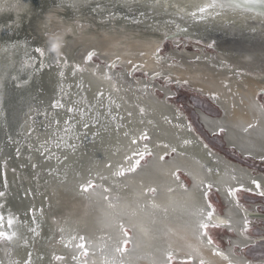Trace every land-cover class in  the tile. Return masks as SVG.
I'll return each instance as SVG.
<instances>
[{"label": "rangeland", "instance_id": "1", "mask_svg": "<svg viewBox=\"0 0 264 264\" xmlns=\"http://www.w3.org/2000/svg\"><path fill=\"white\" fill-rule=\"evenodd\" d=\"M152 2L157 3L155 0H32V2L31 0H0V33H2L0 79L4 78L1 86L7 83V104L13 93L10 82H13L18 88L21 87V83L34 76L36 88L29 106L28 102L24 105L25 108L15 106L13 115L6 117L0 129V192H4L5 196L11 195L12 190L16 187L20 188L23 183H28L30 178L24 171L25 168L30 167L35 171L33 181L37 182V190H40L37 192L44 193V200L35 199L36 203L38 200L43 201L46 220L50 223L54 215L53 212L57 210L56 192L58 188L71 187V191L78 195L81 194L79 191H81L82 181L88 178H91L95 185L109 188L110 191L104 195L108 199L97 194L102 193V187H98L96 193L91 191L86 193L89 198V213L92 216H99L96 222L98 231L93 233V240L97 244L95 245V242L90 244L89 237L81 234L75 237L73 247L78 251L76 261L79 263L77 264H89V255L94 256L91 259L92 264H98L96 255L105 262V256L109 251L107 248L114 247L117 241L112 234L120 231L118 224H121V219H117V213L120 211L118 206L120 197L124 200V204H122L124 218L129 222L149 217L157 218L159 215L179 208V198L171 194L173 187H176V190H187L192 186L193 182L188 172L194 169L191 163L177 162L176 165H170L171 171L148 173L144 168L149 165L153 155L146 156L145 161H142V167L135 173H127L124 177L114 176L113 172L119 166L125 168L129 166L126 157L131 156L134 151H143L145 143L148 144L152 153L162 150H164L163 154L168 152L165 160L161 161L166 167V164L176 156V153L186 154L185 151L178 149L175 153L171 152L173 147H182L183 133H194L198 138L194 136L198 143L207 145L208 150L203 147L210 156L214 159H219L217 156L223 157L226 162L230 163V165L223 163L220 166H224H221L222 172L231 188H239L242 184L245 189H252V191L245 190L237 193L239 208L249 210L251 207L257 206V212L264 213V197L259 195L255 185H249L250 182H247L240 171L250 170L254 175L264 176V163L243 156L233 146H228L225 143L224 131L210 135L199 121L197 111H202L212 118L222 115V111L213 100L189 89L185 85L187 84L185 81L171 80L169 76L163 75L150 82V74H147L138 65H132L130 73L126 74L124 67L117 60L113 59L109 62V60L102 59L95 50H88L85 56H80L78 60L74 58L73 61L70 54L66 52L62 54V50L59 49L60 55L58 56L45 44V42L52 43L51 40L57 39L59 34H61L59 43L61 42L60 46H63L65 38L73 33L77 36L91 30H106L112 33H117L118 30L129 31L145 37L153 35L152 37L159 38L160 45L153 53V59L160 69L181 68L180 59L185 58L191 63H206L207 66L218 71L226 69L228 78L232 79L235 84L239 82L248 86L246 76L264 79V64H258L255 70L239 69L218 60L220 50L217 46L220 42L229 43L231 40L259 41L260 38H264V30L261 27L254 29L239 22L228 21L227 23L232 25L229 24L228 27L230 26L235 31L233 34L235 36H232V33L227 32L228 28H225V23H216L210 19L213 27L207 26V22L204 25L190 24L189 18L180 14H177L178 16L171 14L158 5L154 8L150 5ZM71 3H75L77 6L72 7ZM27 8L31 10L29 16L23 13ZM11 16L23 17L19 26L12 24ZM57 18L63 22H71L73 29L50 31V29H55L53 21ZM189 25H193L195 28H191ZM38 26H40V30H37ZM41 28H44L43 33ZM172 32H178L179 35L163 39L166 34ZM223 35L227 37L223 39ZM261 35L263 36L261 37ZM36 47H41L45 56L41 57L35 51ZM7 48L13 54L11 51L8 52ZM89 52L96 53L91 61L86 59ZM11 57H14V61L11 63L15 71L10 73L7 67H4L6 72H2V67L10 63ZM79 61H82L81 64ZM112 62L117 65L115 69L107 67ZM86 64L93 67H89L88 70L91 69L90 74L101 83L94 89L83 78L84 71L87 69L82 65ZM77 66L82 71H77ZM237 70H240L239 72L244 75L240 76L238 73H234ZM106 73L113 78L108 79ZM24 74L26 75L24 76ZM55 78L67 83L63 87L62 83L60 84L58 81L57 94L53 97L51 82ZM144 81L151 85L157 83L160 88H152ZM102 83H106V85L102 86ZM255 89L257 100L263 110L264 95L261 93H264V86L260 85ZM100 93L103 95L101 96ZM10 102L12 101L10 100L9 104ZM54 104L63 105V107L57 106L58 109L53 107ZM155 107H159V109H155ZM69 108H72L73 111L69 112ZM63 110L64 112H62ZM57 112L64 116L56 118L54 115ZM0 115H3L2 107ZM21 117L23 125L18 130L17 122ZM97 118L102 122L96 123ZM57 120L59 124L56 123ZM85 123L89 125L88 128L83 127ZM16 130L18 131L16 132ZM145 133L150 138L147 141L141 139L142 134ZM133 140H137L138 143L133 144ZM151 141L154 143L150 144ZM164 144L169 147L163 148ZM34 156L40 158L42 166L45 161H50L51 172L48 173L49 178L45 177L46 181L44 175L36 181L39 170L36 172L37 164L33 160ZM85 160L93 161L90 166L91 171L81 164ZM119 161H121L120 164ZM212 162L214 163V161ZM9 163H13L14 166L9 167ZM122 163L126 165L124 166ZM212 166L217 170L219 165L215 162ZM202 169L205 173L208 172L206 167H202ZM7 171L15 176L11 177L12 179L9 178ZM65 174L68 175L67 180L64 178ZM233 176L235 179H232ZM260 182L263 185V181ZM42 186H45V192L42 191ZM26 187L28 190H21V192L17 190V198H24L25 194H28L29 201L33 200L32 189ZM150 188L157 190L155 195L147 191ZM159 189L163 191L161 199L159 198ZM208 201L213 204L216 216H224L225 205L214 186L206 198V203ZM2 202L0 197V206H2L0 214L15 217V214L8 211V208L3 207L4 202ZM30 207L27 211L28 215L31 221L32 219L35 221L36 217ZM248 225L246 231L244 225L243 235L246 239L247 237H257V239H253V243H249L245 247H235L233 253L236 257L243 255L247 263L263 261L261 264H264V240H262L264 238V220L250 221ZM124 226L129 232V242L124 254L117 253L120 256V261L123 260V255L131 249L133 242L131 227ZM3 230L7 231L5 228ZM209 232L215 242L210 246L215 251L226 249L230 237L234 236L231 230L221 226L210 228ZM80 236L86 238L84 243L88 251L87 256L83 254V250L77 247L81 243ZM55 241L54 237L53 245ZM7 242L0 241V264H3L5 260ZM105 248L106 250H104ZM64 254L67 255L66 252ZM62 258L57 259L56 257L55 263L72 264L74 260L70 255ZM9 259L11 260V254H9ZM186 261L174 259L172 264H185Z\"/></svg>", "mask_w": 264, "mask_h": 264}, {"label": "bare ground", "instance_id": "2", "mask_svg": "<svg viewBox=\"0 0 264 264\" xmlns=\"http://www.w3.org/2000/svg\"><path fill=\"white\" fill-rule=\"evenodd\" d=\"M208 2L209 0H160L159 3L155 4L152 2L153 4L150 3V5L154 8L156 5H158L159 7H162L163 10H168L171 14H180L183 17H187L189 18L188 21L190 24L197 23L204 25L207 22V26L213 27L214 25L210 19H213L216 23H225V28H228L227 32H229L230 34L232 33V36H235L233 35L235 31L230 28V26L232 25L230 23H227L228 21L239 22L241 24L251 26L254 29H258L261 27V29L264 30V17H259L256 13L248 12L243 8L217 10L220 11V15L209 16L205 19H200L198 8L204 6ZM29 8L23 11L25 15L30 14L31 10ZM192 12L197 13L196 17L190 15V13ZM18 16V19L11 16L13 25L15 24L19 26L20 20L23 19L22 16ZM57 20L58 18L53 21V23H55V29H50V31L54 32L56 29L61 31L73 29L71 22H63L61 20ZM229 24L230 26L228 27ZM189 26L191 28H195L193 27V25ZM39 27L40 26H38L37 30L39 29ZM43 29L44 28H41L42 33L44 31ZM182 29L184 30L185 28ZM1 35L2 33H0V39H2ZM41 35L43 36V34ZM177 35H179L178 32L168 33L163 37V39L173 38ZM152 36L145 37L137 33L121 30H118L117 33L108 32L106 30H91L81 33L77 36L74 33L69 35V37L65 38L66 41L64 40L63 46H60V50H62V54L63 52L70 54L71 60H73L74 58L78 60L80 56H85L88 50H95V52H97V54L102 59L109 60V62L113 59L117 60V62H119L120 65L124 67V72L126 74L130 73L132 65H138V67L147 72V74H150V82L163 75L169 76L171 80L178 79L181 81H185L187 83L185 85H187L189 89H192L203 96L206 95L208 98L213 100L222 111V115L218 118H212L202 111H197L201 125L205 128V130L209 132L210 135L219 134V129L222 127L226 135L225 143L228 146H233L243 156H250L255 158L264 157V109L262 110L261 106H259V101L257 100V92L255 89L260 85L264 86V79L252 77L251 79H249V81H247L248 86H245L243 83L239 82L235 84L232 79L228 78L226 69L223 68L225 71H218L207 66L206 63H191L185 58L180 59V62L182 63L181 66L183 68L173 67L172 70L169 69L164 71L163 69H160V66L153 59V53L160 45V40L159 38ZM262 36L263 35H261V37ZM60 37L61 34L57 35L56 38ZM226 37V35H223V39H225ZM51 41L55 42L56 39ZM45 44H47L51 49V43L45 42ZM217 46L220 50V52L218 53V60H222L225 63L239 69L255 70L258 64H264V38H260L259 41L256 42H242L238 40H231L229 43L220 42ZM7 49L8 52L11 51L9 48ZM11 53L13 54L12 51ZM10 59V63L8 62L9 64H5L2 69L4 67H7L8 71H10V73H13L15 70L13 69L14 67L12 66L11 62L14 61V57H11ZM82 66H85V68L87 69L83 74V78L85 79V81L93 89L98 85L100 86V81L90 74L91 69L88 70L89 67L91 68L92 66H87V64ZM159 70L163 71L159 72ZM4 71L5 70L3 69L2 72ZM25 75L26 74H24V76ZM3 79H0V108L2 107L1 95L3 94L4 90V85L1 86L4 81ZM58 81L60 84L62 83L63 87L66 86L67 83L65 81H62L61 79L55 78L54 80H52L51 86L53 88V97L57 94ZM105 85L106 83H102V86ZM151 87L160 88L157 83H153ZM17 89V92H19L18 96L20 98L23 97L21 91L24 92L29 106L36 89L34 76L26 80V82L21 83V87H18ZM150 107H152L151 104ZM155 109H159V107H155ZM4 112L5 111L3 109V115L5 114ZM58 112L54 116H56V118H62L64 115ZM62 112H64V110ZM169 117H171V115H169ZM97 122L101 123L102 120L97 118L96 123ZM22 125L23 123L21 124V126ZM249 125H252V127H249ZM187 127L189 126L187 125ZM193 135L195 136L194 133ZM195 137L197 138V136ZM185 140L190 141V143L185 144ZM151 143H154V141H151L150 144ZM201 144L202 147L194 139V137H192V135H185L182 147H176V149L178 150H184L186 152L185 155L176 153V156L166 164V167H164V165L159 160V157L163 154L164 150L155 151L153 153V159L150 160L149 165L144 168L148 173H155L163 172L164 170L171 171L172 168L170 165L177 162L181 164L189 162L194 166L193 171H188L189 177L193 182L192 186L187 190H176V187H173L171 191V194L175 197H178L180 200V206L178 209L170 210L167 214L159 215L157 218L149 217L148 219H136L129 222V220L124 218L123 216L124 212H122V210L124 207L122 204H124V200H122V198L120 197V202L118 205L120 211H118L117 214H120L121 224L129 225L133 232L132 247L127 254L123 255V264H168L166 253L169 251L172 252L175 260L180 261L187 260L188 256L191 254L193 256L192 264H199V261L201 259L204 260L205 264H229V260L233 261L234 264L263 263V261H251V263H247L246 259L243 258V255H239V257L241 258L234 255L233 251L235 247H245L249 243H253V239H257V237H247L246 239V237L242 233V230L244 228L245 219L261 220L259 218H254L248 215L250 213L259 212L250 210H245L244 212H242L241 209L234 204L231 197L227 194V190L231 186L227 183L228 181L225 180V177L223 175L221 167L223 165L217 166V171H214L215 173L212 175L207 174L203 171V164L200 160L206 159V162L210 164L209 159L213 160V157L210 156V154L205 150V148L203 147L204 144ZM206 149L208 150L207 147ZM217 157L221 160L223 159L220 156ZM33 160L37 164L36 172H38V170L40 172H38L39 176L37 177L36 181L41 179L43 175L44 178L47 176L49 178L48 173L51 172L50 161H45L44 166H42L43 163H40V158L34 156ZM92 162L93 161L89 162V160H85L81 164L84 168L90 169L89 171H91L90 166ZM223 162L224 164L226 163L227 165H230L228 162ZM118 163L120 164L121 161H119ZM122 165L125 166L126 164L122 163ZM212 165H214L213 162L210 167H214ZM12 166H14V164L9 163V167ZM25 172H27L26 175L30 178L28 183H23V186H21L20 188L16 187L14 190H12L13 193L11 195H4L3 197H1V200L4 202H2L4 205L3 207H5V209L8 208V211L15 214L14 218H16V223L14 224L13 228L10 229L7 226V219L10 215H4V228L8 232H17V237L13 241H11V243L15 244L17 247L26 244V239H31V229H37V232L40 229H44L46 238L48 239L50 233L55 234V227L62 228L63 224L66 222L73 225L72 229L74 232L84 235L85 237H89L90 241H94L93 233L98 231L96 222L99 216H92L89 213V198L87 194L82 190L79 191L81 192V194H74L71 191V187L68 188L65 186L63 188H58L56 192V198H58L56 202L57 210L53 212V218L49 223V221L46 220V211L43 201L40 202L38 200L36 203L37 199L44 200V193H38L40 190H37V182L34 183L33 181L35 171L28 167L25 168L24 173ZM7 175L9 178L15 176L8 171ZM67 176L68 175L65 174L64 178L66 179ZM189 177L187 178L189 179ZM88 181H91V178L83 180L82 184H87ZM201 182H203V184L212 183L224 202V216H216L215 221L217 223L219 222V220H224L226 222L229 220L231 221L230 227L227 223L222 224L221 227H224L227 230H231L234 236L230 237L226 249L223 250L221 249V247H219V249L221 250H218L224 253V255L229 258L228 260L224 259L222 256L215 255V249H213L212 246L207 245L206 242L202 243L200 240H198L191 230V224L194 218L190 213L197 207L203 208L206 206V198L202 195L203 184H201ZM197 185H201V187L198 188ZM26 186L32 189L34 195V197H32L33 200L30 199L29 201L28 194H25L24 198H17V190L20 192L21 190H28ZM41 189L44 192L46 191L45 186H42ZM158 192L159 198L161 199V197H163L162 189H159ZM104 195L105 193H103L101 197L103 198ZM160 199L157 200L160 201ZM24 202H26V204H23ZM31 205L34 207H30ZM259 205H261V203H259ZM29 207L33 208V215L34 217H36L35 221H33V219L31 221L28 215L29 212L27 211ZM247 227H249V225ZM35 232L36 231H34V233ZM55 235L57 236V234ZM112 235L117 241H122L124 239L120 231L119 233H114ZM259 237H261V235H259ZM262 240H264V238ZM94 242L96 243V241ZM28 245L29 247H31V242H29ZM193 249H196L197 251L193 252ZM6 250V262L8 264H11L12 260L9 259V252L7 247ZM19 250L21 251L22 249L19 248ZM110 250L111 248H109V251ZM109 254L114 255L113 252H110ZM93 257V255H89V264H91V259ZM247 261H249V259H247Z\"/></svg>", "mask_w": 264, "mask_h": 264}, {"label": "snow or ice", "instance_id": "3", "mask_svg": "<svg viewBox=\"0 0 264 264\" xmlns=\"http://www.w3.org/2000/svg\"><path fill=\"white\" fill-rule=\"evenodd\" d=\"M157 3H159V0H156ZM72 7H76V4L73 3L71 5ZM231 8H243L248 12H253L256 13L259 17H264V0H209V2L207 4H205L204 6H201L198 8V12L200 13V19H205L209 16H218L220 15V11L217 10H224V9H231ZM141 15H143V13H141ZM191 16L196 17L197 13L196 12H192L190 13ZM59 49H60V43H59V38L56 39L55 42L51 43V50L55 51L57 53V55L59 56ZM35 51L37 53H39V55L41 57L45 56V52L43 51V49L41 47H36ZM96 55L95 52H89L86 59L88 61H91L94 56ZM116 63L113 62L112 64L108 65L107 67L109 69H115L116 68ZM77 71H82L81 69H79V67L77 66ZM61 75H63V73H61ZM106 77L108 79H112L113 77L111 75H107L106 73ZM100 95L102 96L103 94L100 93ZM261 95H264V93H261ZM63 107V105H56L54 104L53 107ZM69 112H72L73 109L69 108L68 109ZM141 111L143 112V109H141ZM129 115H131V113H129ZM57 124H59V121H56ZM67 123V121H66ZM83 127L88 128L89 125L87 123H85L83 125ZM249 127H252V125H249ZM190 129V126H189ZM191 130V129H190ZM220 132H223L224 129L221 127L219 129ZM141 139L144 141L149 140V136L145 133L142 134ZM133 144L138 143L137 140H133L132 141ZM185 144L190 143V141L185 140L184 141ZM163 148L167 149L169 147V145L164 144L162 145ZM204 147L206 148L207 145H204ZM171 152L175 153L176 152V148L173 147L171 148ZM153 153L149 150L148 148V144L145 143L144 144V150L143 151H134L132 153L131 156L126 157L129 166L127 168L123 167V166H119L118 169L116 171L113 172L114 176H118V177H124L127 173H135L139 168L142 167V161H145V157L146 156H152ZM168 155V152H165L163 155H161L159 157L160 161H164L166 156ZM133 157H135V159H133ZM109 167H111V165H109ZM175 175V173H174ZM178 178V177H177ZM102 179H105L102 177ZM232 179H235V177L233 176ZM251 183L253 185H255L256 190L259 191V195L264 197V185L261 184L260 181L258 180H252ZM201 184H203V182H201ZM98 187H102L103 191L102 193H97L98 195H103V193H108L110 191L109 188L103 187V186H98L95 185L92 181H88L87 184H82L81 185V190L85 193L88 192H93L96 193V189ZM197 187H201V185H197ZM213 188V184L212 183H207V184H203V191H202V195L203 197L207 198L209 192L212 190ZM252 191V189H245L244 185H240L239 188H228L227 190V194L231 197H235L236 198V204L237 207H239V199L237 197V193L240 191ZM149 193H151L152 195L156 194V189L155 188H150L147 190ZM5 195L4 192H0V197H3ZM104 199H108L107 196H104ZM2 207V206H0ZM191 216L194 218L191 224V230L193 232V234L196 236V238L198 240H200L202 243H205L207 245H214V240L212 238V236L210 235V228H218L220 227L222 224L227 223L228 226H231V221H224V220H219V222L217 223L215 221L216 218V211L214 209L213 204L208 201L206 203V206L203 208L197 207L195 208L191 213ZM4 223H5V217L0 214V241H13L16 237H17V232L16 231H5L4 229ZM16 223V220L13 216H9L7 219V226L8 228H13L14 224ZM244 225H245V231L247 230V226H248V221L247 219H245L244 221ZM118 227L120 229V232L122 233L124 239L122 241H116L114 244V247L111 251L115 252V253H120V254H124L127 251V244L129 242V232L128 229L123 225V224H118ZM32 231H35V229H31ZM73 239H75V237H73ZM81 243L79 245H77V247L81 250H83V254L85 256L88 255V251L86 248V245L84 243L85 241V237L84 236H80L79 237ZM196 249H193V252H196ZM215 255L218 256H222L224 259L228 260L229 258L224 255V253L220 252V251H215L214 252ZM30 257V254H29ZM166 258L168 261V264H172V261L174 260V256L172 254L171 251L166 253ZM57 259H63L62 257H57ZM73 259H75V257H73ZM193 261V256L190 254L188 256L187 261L185 262V264H192ZM25 264H31V259L29 258ZM105 264H116L115 259H111L108 260L106 258L105 260ZM199 264H205L204 260L201 259L199 261ZM229 264H234L233 261L229 260Z\"/></svg>", "mask_w": 264, "mask_h": 264}, {"label": "flooded vegetation", "instance_id": "4", "mask_svg": "<svg viewBox=\"0 0 264 264\" xmlns=\"http://www.w3.org/2000/svg\"><path fill=\"white\" fill-rule=\"evenodd\" d=\"M167 70H169V69H167ZM161 71H163V70H159V72H161ZM239 71L240 70H237L234 73H238L240 76L244 75V74H241ZM245 78H246V82H247V81H249V79L252 78V76H250V77L246 76ZM144 82H146V81H144ZM146 83L148 85H151L148 82H146ZM247 84H248V82H247ZM259 106H260V104H259ZM187 133H189V132H187ZM187 133L186 134L183 133V138H182L181 144H183V140L185 138V135H192V137H194L193 134H190V133L187 134ZM194 139L196 140L195 137H194ZM200 146H201V144H200ZM181 151H184V150H181ZM248 157L251 159L254 158V160L256 159V161H262V162L264 161V157H262V158H255V157H250V156H248ZM221 158H223V157H221ZM211 160L209 159L210 164H208V162H206L207 161L206 159H201L200 161L202 162L203 167H206V170L208 171L207 173L212 175L215 173L214 171H217V170L213 167H210V165L212 164ZM222 160L226 162V160H224V159H222ZM222 160L216 158L212 161H214V163L216 162L217 165H220V164L224 163ZM235 166H237L236 168H238L237 170H239L238 165L235 164ZM240 171L242 172V175L247 180V182H250L249 185H252V183H251L252 180L263 181V185H264V176L263 175H261V174L260 175H254L250 170H248V171L247 170L246 171L240 170ZM231 199L233 200L234 204L237 206L235 198L231 197ZM258 207H260V206H258ZM256 208H257V206H253L249 210L257 212ZM31 209L33 210V208H31ZM241 211L244 212L245 210L241 209ZM117 216H118L117 219H119L120 214H117ZM247 221L249 223H250V221L255 222L256 219H250V220L247 219ZM72 226H73L72 224H69L66 222L63 224L62 228L55 227L56 228L55 234H57V236L55 234L50 233L48 239L46 238L44 229H40L38 232H37V229H35V231L37 233L35 232L36 233L35 234L34 232L33 233L31 232V239H26L27 240L26 244H24L20 247L19 246L17 247L15 244L11 243V241H8L7 242V248H8L9 254H11V260H12L11 264H25V262L29 258L31 259V264H58V263H55V261H54V259L56 257L61 256V257L65 258L66 256H69V255L71 257H75V259L72 261V264L79 263L76 261V258L78 257L77 256L78 251L75 250L73 247L74 246L73 237H77L79 234H77L76 232L73 231ZM54 237H55L56 241L53 245L52 240H54ZM29 242H31V247H29V245H28ZM93 243H94V241H91L90 244H93ZM96 244L97 243H95V245ZM19 248H21L22 250L20 251ZM107 249H109V248H107ZM112 249H113V247L111 248V250ZM104 250H106V248ZM111 250L107 251L108 254H107V256H105V259L107 258L108 260H110V259L114 258L116 264H123L124 259L122 261H120V256ZM64 252H66L67 255H65ZM110 252H113L114 255H110L109 254ZM30 253H31V255L29 257L28 254H30ZM96 259H97L98 264H105V262L103 260H100L98 258V255H96ZM69 261L71 263L70 259H69ZM3 264H8L6 262V258L3 262Z\"/></svg>", "mask_w": 264, "mask_h": 264}, {"label": "water", "instance_id": "5", "mask_svg": "<svg viewBox=\"0 0 264 264\" xmlns=\"http://www.w3.org/2000/svg\"><path fill=\"white\" fill-rule=\"evenodd\" d=\"M10 83H12V94H11V97H10V100L12 101V102H10V104H9V101H8V104H7V96H6V94H7V88H6V83H4V90H3V94L1 95V97H2V108L4 109V113H5V115H4V118H2V116L0 117L1 119H0V129H1V127L3 126V123H4V121H5V119H6V117H10V116H12L13 115V111L15 110L14 108H15V106H17V107H21L22 106V108H25L26 106H24V105H26V102H27V98L25 97V94H24V92H22L21 91V93L23 94V97H19L18 96V94H19V92H17V88L15 87V85H14V83L13 82H10ZM6 84V85H5ZM21 124H22V118H20V120L17 122V128H18V130H19V128L20 127H22L21 126ZM22 129V128H21ZM18 130H16V132L18 131ZM23 204H26V202H24ZM249 216H252V217H254V218H259V219H261V220H264V213H250V214H248Z\"/></svg>", "mask_w": 264, "mask_h": 264}]
</instances>
